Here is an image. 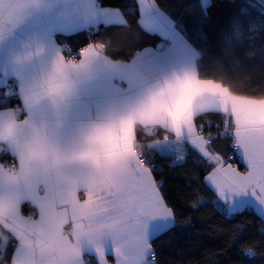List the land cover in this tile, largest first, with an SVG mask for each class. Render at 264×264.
Listing matches in <instances>:
<instances>
[{
  "label": "snow or ice",
  "instance_id": "1",
  "mask_svg": "<svg viewBox=\"0 0 264 264\" xmlns=\"http://www.w3.org/2000/svg\"><path fill=\"white\" fill-rule=\"evenodd\" d=\"M36 4L0 0V37ZM252 9L264 28V0H243L222 35L220 54L207 57L212 67L228 68L233 75L249 70L244 61L252 53L239 41L257 30ZM90 54L95 53L84 51ZM256 55L264 62V48ZM65 70L64 63L57 65L49 92L64 91L59 77ZM206 112L234 117L231 147L246 171L213 147L224 133L205 136L203 126H197V115ZM136 121L150 125L149 132L162 125L174 133V141L167 136L155 140L149 146L153 154H175L181 144H189L210 169L204 177L207 185L235 214L253 201L264 210V97L238 95L222 81L200 78L194 61L129 114L95 127L69 150L18 119L14 108L0 105L2 153L18 160L0 163V226L11 233L6 241H16L11 264H109L110 254L116 264H158L153 241L177 226V213L162 191L163 180L154 176L155 166L137 146ZM260 231L264 234V228ZM8 246L0 247V261H7Z\"/></svg>",
  "mask_w": 264,
  "mask_h": 264
},
{
  "label": "trees",
  "instance_id": "2",
  "mask_svg": "<svg viewBox=\"0 0 264 264\" xmlns=\"http://www.w3.org/2000/svg\"><path fill=\"white\" fill-rule=\"evenodd\" d=\"M99 1L105 6L120 8L126 22L101 23L96 26L98 32L95 33L81 29L74 33L57 34L56 38L65 46L68 56L89 44H95L114 59L130 60L137 51L164 40L160 34L141 25L136 0ZM155 1L173 17L176 26L198 51L197 64L202 78L222 81L236 94L264 97V62L256 55L264 48V28L260 26L257 10H251L257 30L246 32L239 41L247 52L252 53L244 61L249 70L233 75V70L228 68L222 72L212 67L207 57L220 54L222 35L243 0H209L207 4L206 0ZM16 103L19 104V114L23 115L18 95L0 87V105L11 107ZM226 120V116L206 112L197 115L196 124L203 126L205 135L211 133L216 137L217 133H224L214 139L213 147L228 159L234 149L231 147L232 136L225 132ZM165 133L163 128H158L156 137L148 136L145 132L138 136V142L143 144L145 153L156 168L155 178L164 182L162 191L167 202L177 213V226L153 241L158 264H264V234L260 231L264 222L258 211L246 207L241 214L228 212L226 204L204 180L210 169L191 148L185 160H179L173 154H153L147 142L161 139ZM0 159L10 160V156L1 150ZM229 161L243 168L235 154ZM6 237L10 238L11 233L0 226V247L9 245L8 259L6 262L0 261V264L11 263V245L16 244L14 239L6 241Z\"/></svg>",
  "mask_w": 264,
  "mask_h": 264
},
{
  "label": "crops",
  "instance_id": "3",
  "mask_svg": "<svg viewBox=\"0 0 264 264\" xmlns=\"http://www.w3.org/2000/svg\"><path fill=\"white\" fill-rule=\"evenodd\" d=\"M136 1L141 25L160 34L164 38L161 43L137 51L130 60L114 59L100 46L89 44L73 60L57 40V34L74 33L101 23H124L123 11L105 6L99 0H37L24 20L0 37V87L20 98L23 115L15 106L9 107L15 109L17 118L46 132L61 150H69L81 144L95 127L129 114L150 93L197 61L198 51L170 14L155 0ZM85 50L95 54L85 56ZM59 63L66 66L63 76L59 77L65 88L57 95L48 91V85L57 76ZM10 84L15 85L14 91L7 89ZM227 118V133L233 136L234 117ZM165 132L170 141L175 140L174 133ZM154 141L147 142V146ZM2 148L0 145V151ZM189 148V144H181L173 155L181 160ZM233 154L241 160L235 150ZM9 161L0 159L3 164ZM228 162L240 171L247 170L242 160L243 168ZM220 200L228 212H233L229 203ZM246 207L264 216V210L255 201ZM107 259L109 264H116L113 255Z\"/></svg>",
  "mask_w": 264,
  "mask_h": 264
},
{
  "label": "built area",
  "instance_id": "4",
  "mask_svg": "<svg viewBox=\"0 0 264 264\" xmlns=\"http://www.w3.org/2000/svg\"><path fill=\"white\" fill-rule=\"evenodd\" d=\"M99 3H101V1H99ZM88 31H89V32H94V33H95V32H98V28H97V27H89V28H88ZM81 50H82V49L77 50V51H75L74 53H72V54H71V58L76 59V58L80 57V55H81ZM69 57H70V55H69ZM7 89H8V90H12V91H14V90H15V87H14L13 84H10V85L7 86ZM15 108H16L17 110H19V104L16 103ZM145 133H146V135H148V136L156 137V129H155V130H152L151 132L146 131ZM232 157H233V156H232ZM12 162H14V159H13V158H11L10 161L7 162L5 165L7 166L8 164H10V163H12ZM224 211H225V210H224ZM262 228H264V226H262Z\"/></svg>",
  "mask_w": 264,
  "mask_h": 264
},
{
  "label": "clouds",
  "instance_id": "5",
  "mask_svg": "<svg viewBox=\"0 0 264 264\" xmlns=\"http://www.w3.org/2000/svg\"><path fill=\"white\" fill-rule=\"evenodd\" d=\"M146 99H147V97L144 100H146ZM150 127H151L150 125H145L141 121H136V123L134 125V131L136 133V136L138 137L141 134H143L144 132L149 131V128ZM157 127H161L162 128L163 126L162 125H158ZM137 146L138 147H143V145L142 144H139V143L137 144Z\"/></svg>",
  "mask_w": 264,
  "mask_h": 264
},
{
  "label": "rangeland",
  "instance_id": "6",
  "mask_svg": "<svg viewBox=\"0 0 264 264\" xmlns=\"http://www.w3.org/2000/svg\"><path fill=\"white\" fill-rule=\"evenodd\" d=\"M70 59H73V60H75L74 58H71V55H70V57H69ZM14 87H15V85H14Z\"/></svg>",
  "mask_w": 264,
  "mask_h": 264
}]
</instances>
